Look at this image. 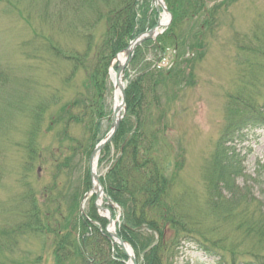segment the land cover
Here are the masks:
<instances>
[{
	"label": "rangeland",
	"instance_id": "rangeland-1",
	"mask_svg": "<svg viewBox=\"0 0 264 264\" xmlns=\"http://www.w3.org/2000/svg\"><path fill=\"white\" fill-rule=\"evenodd\" d=\"M222 1L205 0L208 10L215 6L211 28L204 26L201 14L182 24L178 34L184 40L169 46L178 52L171 71V76L178 72L173 80L178 84L159 85L154 93L157 101L152 94L145 100L153 117L145 126L144 147L154 143L148 170L154 165L155 176L164 180V211L172 221V230L168 226L163 230L167 221H160V231L169 229L167 237L178 232L165 253L173 256L172 264H253L264 259L260 205L264 204V129L245 130L241 139L226 145L239 165L233 182L212 172L213 155L225 128L245 116L264 119V0ZM64 3L0 0V264H54L55 236L36 232L38 227L28 219L30 210L36 208L41 225L46 226L44 215H52L60 205L65 216V202L84 192L92 150L89 134L83 124L70 123L63 136L65 120L58 115L64 116L60 112L64 106L81 101L71 111L81 118L90 89L84 71L71 74V66L55 58L49 47L83 54L84 41L69 24L88 26V35L99 40L104 23H97L94 12L72 15L61 6ZM148 4L155 12L152 0ZM154 17L151 14L150 20L159 19L156 13ZM197 44L203 48L201 56L193 51ZM153 46L145 42L135 51L126 72L128 81L158 57ZM104 93L106 116L97 138L112 123L109 77ZM159 110L164 112L160 120ZM30 141L34 155H29ZM117 158L113 146L98 158L101 181ZM90 197L84 202L87 214L95 204ZM78 206L74 216H79ZM113 212L118 221L120 211ZM52 227L50 222L49 230ZM150 235L156 243L159 235ZM77 236L75 232L71 238ZM199 249L219 254L222 261L205 257ZM138 252L141 262L143 250Z\"/></svg>",
	"mask_w": 264,
	"mask_h": 264
},
{
	"label": "trees",
	"instance_id": "trees-1",
	"mask_svg": "<svg viewBox=\"0 0 264 264\" xmlns=\"http://www.w3.org/2000/svg\"><path fill=\"white\" fill-rule=\"evenodd\" d=\"M64 1L66 3L61 6H65L72 15L76 16L81 12L90 11L97 15V23H104V31L99 40H95L92 34L88 35V26L84 28L83 25V30L81 27L73 25V23L69 24L68 28L74 29L76 37L79 36L84 41L86 48L83 54L77 52L65 54L52 45L49 47L55 58L62 59L71 66V74H75L80 69L84 71L85 86L90 89V96L86 102L87 105L84 106L85 112L82 113L81 118L71 114V111L81 101H75L60 109L64 116H58L60 119L65 120L66 125L61 134L66 136L67 127L70 123L83 124L89 134L91 147L93 148L101 139V137L97 138V135L100 133V122L106 116L103 104L105 103V83L110 63L115 55L122 51L135 36L153 26L155 21L149 19L148 0H141V3L137 0ZM98 1L104 8L98 6ZM164 1L172 15V22L165 33L156 40L153 46L155 50L176 45L180 39L184 40V37L178 34L180 27L186 21L196 19L200 14L204 17V26L207 28L212 27L215 6L208 10L205 0ZM212 1L216 2L218 0ZM222 3L223 1L220 4ZM137 13L140 17L137 16ZM202 50L203 48L198 44L193 48V51L197 52L199 56L202 55ZM166 76L169 77L166 78ZM177 76L178 72L171 76V71L164 75L148 72L136 76L132 81H128L125 90L126 111L124 118L120 122L111 144L106 146L101 154L109 152L110 146H113L118 152V158L102 184L108 197L119 205L122 210L118 235L130 244L135 254L139 253V250H143L140 264H172L171 259L173 256L165 253L168 248H171L174 240L177 239L172 237L169 242H163L162 240L163 232L160 231V221H167V225L170 227L172 225L171 218L167 217V213L164 211L165 183L164 180L155 176L154 165L148 170L150 159L153 158L151 151L154 143L144 147V141L147 140L146 122L153 119L150 113L151 105L145 102L146 96L152 94V98L157 101L154 97L156 88L159 85H177L178 81H173ZM158 114V120L162 116L164 117L163 110H159ZM238 123L239 126L237 127ZM249 123L253 124L255 122L253 118L245 116L239 122L234 123L232 127L225 128L220 136L212 159V172L213 175L218 176V179L226 178L227 181L233 182L239 165H236L237 160L226 145L233 143L235 139L240 137L238 129ZM32 142L30 141L27 145V148L30 149L29 155L31 153L34 155L31 148L33 147ZM146 165L148 166L147 169L145 168ZM218 179L217 182H219ZM83 184L84 190L87 191L89 188L87 171ZM227 191V193L233 195L230 188H227ZM80 197L74 194L70 197L68 212L65 216L61 214L59 207L52 215H44L48 221L46 226L41 225L38 210L36 208L30 210L29 217L32 218L33 223L39 229L36 232H41V234L50 232L56 237L53 248L54 264H123L122 261H125V256L118 249H115L114 258L112 259L110 242L98 232L96 227L92 226L85 218L74 216ZM260 205L264 209V204ZM54 216H57L60 221L55 219ZM50 217L52 218L50 219ZM87 217L92 221L99 222L101 226L105 224V221L97 217L93 206ZM50 222L53 224V230H49ZM19 229L20 227H18ZM146 231L151 232L150 234L159 235L155 245L152 244V236L147 234ZM180 231L183 232V230ZM75 232L78 236L72 239L71 237ZM136 258H138V255H136Z\"/></svg>",
	"mask_w": 264,
	"mask_h": 264
},
{
	"label": "water",
	"instance_id": "water-1",
	"mask_svg": "<svg viewBox=\"0 0 264 264\" xmlns=\"http://www.w3.org/2000/svg\"><path fill=\"white\" fill-rule=\"evenodd\" d=\"M158 3L160 4V8L162 9V11L165 13H168L165 6H164V3L161 2L160 0H158ZM169 17H170V15H169ZM160 27H162V25L160 23H157L156 26L153 27L150 31H148L147 33H144L142 35H139L137 38H135L127 46V48L123 50V54L125 56V59H124V62L118 64L117 73H116V85H115V87H118L120 89L121 103L118 107L114 108L113 123H112V126H111L109 133L107 134L105 139L95 147V149L93 150V152L90 156V159H89L90 177L92 180H95L97 183H98L97 177L92 172L93 159L95 156L97 157L99 155V153L103 149V147L106 144H108L111 141V139L113 138L114 134L116 133V131L118 129L119 121L121 119L120 113H121L122 109H124V99H125L124 87H122V85L120 84V79L122 77L123 71H124L125 67L130 63L136 47H138L145 40L153 38L155 36L156 30L159 29ZM108 217H109L108 219H109V223H110L111 222V215L108 214ZM109 236L115 242H117L121 246V249L126 253V251H125L126 244L121 239H119L118 236L114 233H109ZM126 255H127L128 259L130 260L131 264H135L134 257L132 255L127 254V253H126Z\"/></svg>",
	"mask_w": 264,
	"mask_h": 264
},
{
	"label": "bare ground",
	"instance_id": "bare-ground-1",
	"mask_svg": "<svg viewBox=\"0 0 264 264\" xmlns=\"http://www.w3.org/2000/svg\"><path fill=\"white\" fill-rule=\"evenodd\" d=\"M167 22V16L166 15H162L161 19H160V24L165 25ZM125 56L124 54L119 55L117 62L120 64L124 61ZM115 65H112V67L109 70V81L112 84V86H114V90H113V103L115 107L119 106L120 103V89L118 87H115L116 85V73H115V69H114ZM121 83V80H120ZM95 162V160H94ZM92 170L95 173V165L93 164L92 166ZM96 186V191H98V195H99V200H98V204H100V202L103 200V196L100 194L99 188L97 187L96 183H94ZM102 215H106L105 212H102ZM110 231H112V225L109 229ZM126 250L128 251V253L131 254V251L129 248L126 247Z\"/></svg>",
	"mask_w": 264,
	"mask_h": 264
}]
</instances>
